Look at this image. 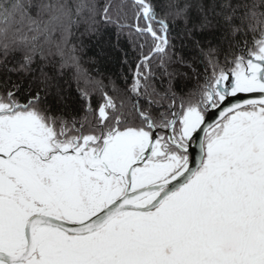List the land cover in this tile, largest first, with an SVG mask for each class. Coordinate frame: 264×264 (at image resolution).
Listing matches in <instances>:
<instances>
[{"label": "snow or ice", "instance_id": "1", "mask_svg": "<svg viewBox=\"0 0 264 264\" xmlns=\"http://www.w3.org/2000/svg\"><path fill=\"white\" fill-rule=\"evenodd\" d=\"M0 264H264V0H0Z\"/></svg>", "mask_w": 264, "mask_h": 264}, {"label": "trees", "instance_id": "2", "mask_svg": "<svg viewBox=\"0 0 264 264\" xmlns=\"http://www.w3.org/2000/svg\"><path fill=\"white\" fill-rule=\"evenodd\" d=\"M82 48L79 52L83 66L87 68L92 75L97 76V70L99 76L97 78H103L107 84L109 78L115 80L118 84L123 86V77L127 76L131 80V69L136 62V51L133 50L132 45L126 38H122L124 48L128 52V64H121L114 58L105 55L106 49L104 48V42L108 39V33L105 32L102 37H89L87 35L82 38ZM187 55H193L194 52H186ZM198 74L203 75V66L198 65ZM198 74L191 71L188 72L187 79L181 78L179 81L180 88H194V85L198 83ZM159 81L157 80L156 83ZM159 87V86H158ZM99 98V93L94 91L93 102Z\"/></svg>", "mask_w": 264, "mask_h": 264}, {"label": "flooded vegetation", "instance_id": "3", "mask_svg": "<svg viewBox=\"0 0 264 264\" xmlns=\"http://www.w3.org/2000/svg\"><path fill=\"white\" fill-rule=\"evenodd\" d=\"M155 83H156V82H155ZM156 86H157V87L159 86L158 82L156 83Z\"/></svg>", "mask_w": 264, "mask_h": 264}, {"label": "rangeland", "instance_id": "4", "mask_svg": "<svg viewBox=\"0 0 264 264\" xmlns=\"http://www.w3.org/2000/svg\"><path fill=\"white\" fill-rule=\"evenodd\" d=\"M196 86V84L194 85V87Z\"/></svg>", "mask_w": 264, "mask_h": 264}]
</instances>
